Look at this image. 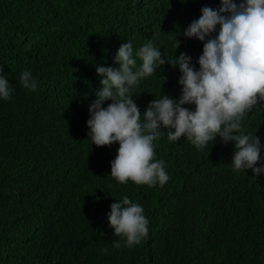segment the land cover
Segmentation results:
<instances>
[{
  "label": "trees",
  "instance_id": "1",
  "mask_svg": "<svg viewBox=\"0 0 264 264\" xmlns=\"http://www.w3.org/2000/svg\"><path fill=\"white\" fill-rule=\"evenodd\" d=\"M218 5L0 0V75L14 88L0 101V264H264V175L233 171L231 143L217 137L198 151L183 137L170 143L162 129L155 158L165 162L169 180L149 187L119 184L110 176L118 144L97 147L87 139L99 87L94 66L117 67L122 43L131 40L135 49L153 40L169 59L184 52L198 68L203 45L182 33L202 7ZM25 69L35 92L20 84ZM159 71L133 91L141 113L160 91L179 98L178 68ZM242 130L264 145V108L253 109ZM125 195L143 206L148 237L114 249L120 238L106 214Z\"/></svg>",
  "mask_w": 264,
  "mask_h": 264
},
{
  "label": "clouds",
  "instance_id": "2",
  "mask_svg": "<svg viewBox=\"0 0 264 264\" xmlns=\"http://www.w3.org/2000/svg\"><path fill=\"white\" fill-rule=\"evenodd\" d=\"M182 35L203 45L198 68L184 52L169 59L153 40L135 49L131 40L122 43L113 56L117 67L94 66L99 87L88 107L87 139L97 147L118 144L110 176L121 185L130 181L162 187L169 180L165 162L155 158L162 129L170 143L183 137L198 151L219 137L222 144L233 145V171L264 175V145L242 130L245 117L264 108V0H219L216 8L204 6ZM171 43L176 52L177 37ZM165 64L179 70V98L160 91L141 113L133 91ZM19 79L24 89L36 91L30 70H23ZM13 91L0 75V101L10 100ZM109 208L108 227L120 238L113 241L114 249L132 248L148 237L149 219L141 204L125 195ZM108 251L101 248L102 254Z\"/></svg>",
  "mask_w": 264,
  "mask_h": 264
}]
</instances>
